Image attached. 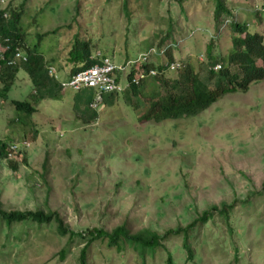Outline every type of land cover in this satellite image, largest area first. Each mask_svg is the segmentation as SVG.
I'll return each mask as SVG.
<instances>
[{"label": "rangeland", "instance_id": "rangeland-1", "mask_svg": "<svg viewBox=\"0 0 264 264\" xmlns=\"http://www.w3.org/2000/svg\"><path fill=\"white\" fill-rule=\"evenodd\" d=\"M224 1L232 15L224 13L219 22L215 0H5L0 9L23 6L20 25L28 45L39 43L63 78L75 33L93 40L95 56L117 63L155 49L149 61L161 65L157 50L171 48L176 62L202 72L207 45L218 55L230 54L232 19L264 36V0ZM181 72L165 69L169 78ZM148 82L142 99L158 94L156 77ZM33 92L20 70L8 96L0 97V139L19 147L0 163V209L58 211L76 231L125 225L131 232L164 234L186 228L214 205L234 203L232 232L218 214L189 230L194 260L178 234L145 255L128 243L121 252L93 241L87 262L165 264L170 253L175 264H264V80L225 95L199 116L161 123L140 121L146 108L128 105L124 93L115 106L96 110V122L86 121L69 89L38 103L32 120L12 122L19 113L12 102L37 101ZM89 239L60 235L56 222L7 226L0 218V264H80Z\"/></svg>", "mask_w": 264, "mask_h": 264}, {"label": "trees", "instance_id": "trees-1", "mask_svg": "<svg viewBox=\"0 0 264 264\" xmlns=\"http://www.w3.org/2000/svg\"><path fill=\"white\" fill-rule=\"evenodd\" d=\"M177 1L182 4L184 0ZM24 10L23 6L8 10L0 9V43L5 45L4 50L0 51V97L8 96L18 72L24 70L34 90L32 97L37 100L34 102L14 100L12 102L19 112L12 122L19 123L32 120V116L37 112L38 103L41 101L59 97L64 88L62 84L64 79L100 63L101 59L106 57L104 55L95 56L93 54V40L81 39L75 33L66 57L70 64L67 67V75L63 78L53 77L49 73L51 64L47 62L43 51L40 50L39 43L30 47L26 40V33L21 29L23 25H20V21ZM224 13L232 15L224 0H215L213 13L215 20L219 22ZM263 13L264 11L259 14ZM126 14L129 15L128 10ZM128 20L131 19L128 18ZM230 27L234 31L232 36L233 47L230 54L218 55L214 52L212 44L207 45L205 55L208 62L203 64L202 72H197L191 65L188 66L182 62L183 66L179 69L182 71L180 76L167 77L165 69L175 62L171 53L172 49L167 48L164 51L159 49L157 51L162 53L161 58L164 60L161 65L150 61L135 64V66L141 67L137 68L147 73L153 69L157 70V74L151 79L154 80L156 77L158 81V94L146 99L141 98L142 85L150 83L146 80L139 85L130 84L121 93L117 91L103 92V104L108 107L115 106L119 95L124 93L128 105H133L137 109L143 106L146 108V112L140 116V121L176 122L185 117L199 116L225 95L239 91L247 92L252 81L264 80V36L261 32H252V28L249 29L248 25L236 22L234 19L231 20ZM57 31L58 28L52 33ZM170 31H172L171 28ZM41 37L43 35L38 34L37 38L40 39ZM167 37L161 38L160 47ZM155 53H157L156 50ZM135 66L127 76L129 80H132L133 76L137 74ZM217 66L220 67L217 68ZM255 71H257V76L252 78L251 74L253 75ZM94 92L93 88H84L76 91L73 96L75 111L82 112L86 121L91 122H96L98 119L97 111L90 109L89 106L95 96ZM10 144L0 139V163L9 159ZM8 166L15 170L18 168L17 163L11 160L8 161ZM234 206V203L228 204L226 202L222 203L221 206L214 205L211 209L205 210L201 216L195 218L186 228L169 229L164 234L151 229L131 232L125 225H119L111 231L97 227L88 228L85 231H76L64 221L58 211L49 210L45 212L42 209L10 211L0 209V218L7 226L26 221H34L38 225L56 222L57 232L60 235L69 234L71 238L76 236L90 237L81 250L80 264H88L87 249L93 241H101L110 247H116L121 252L125 248V244L128 243L135 246V249L142 255H145V253L154 252L163 246L164 240L169 236L178 234L184 236L183 246L188 254V259L194 260V251L188 243L189 230L199 224L207 223L209 219L218 214L223 217L232 232L229 220ZM61 253V257H63L64 252ZM165 264H175L172 254H168Z\"/></svg>", "mask_w": 264, "mask_h": 264}, {"label": "built area", "instance_id": "built-area-1", "mask_svg": "<svg viewBox=\"0 0 264 264\" xmlns=\"http://www.w3.org/2000/svg\"><path fill=\"white\" fill-rule=\"evenodd\" d=\"M1 1L3 2V4L5 3V0H0V2ZM152 54H155V49H152V52L149 50L147 54L139 56L136 61L128 60L125 63H117L111 57L106 56L101 59L100 63L95 64L84 71H80L77 74L64 79L62 83L64 87L63 89L79 91L84 88H93L95 91V96L89 106L90 108L97 110L103 104V92L117 91L121 93L128 86H130V84L133 83L135 85H139L143 81L149 80L157 74L156 70H150L147 73L136 67V76H133L132 80H129V78H127L128 74L131 72V69L134 68L135 64L148 62ZM182 66V63L175 61L168 66V69L177 70ZM219 67L220 66H217V68ZM52 70H54L53 74ZM49 73L53 77L59 78L55 68L50 67ZM18 149V145H13V143L10 144L9 157L14 156L15 152H17Z\"/></svg>", "mask_w": 264, "mask_h": 264}, {"label": "clouds", "instance_id": "clouds-1", "mask_svg": "<svg viewBox=\"0 0 264 264\" xmlns=\"http://www.w3.org/2000/svg\"><path fill=\"white\" fill-rule=\"evenodd\" d=\"M154 70V69H153ZM169 70V69H168ZM157 71V70H156ZM170 71V70H169Z\"/></svg>", "mask_w": 264, "mask_h": 264}]
</instances>
